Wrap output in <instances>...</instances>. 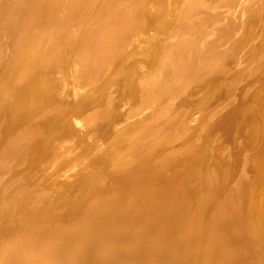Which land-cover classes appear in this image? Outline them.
<instances>
[{
	"label": "bare ground",
	"instance_id": "6f19581e",
	"mask_svg": "<svg viewBox=\"0 0 264 264\" xmlns=\"http://www.w3.org/2000/svg\"><path fill=\"white\" fill-rule=\"evenodd\" d=\"M0 264H264V0H0Z\"/></svg>",
	"mask_w": 264,
	"mask_h": 264
}]
</instances>
